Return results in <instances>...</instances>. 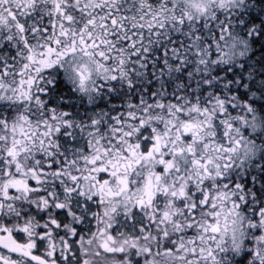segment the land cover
I'll return each mask as SVG.
<instances>
[{
  "label": "snow or ice",
  "instance_id": "1",
  "mask_svg": "<svg viewBox=\"0 0 264 264\" xmlns=\"http://www.w3.org/2000/svg\"><path fill=\"white\" fill-rule=\"evenodd\" d=\"M0 264H264V0H0Z\"/></svg>",
  "mask_w": 264,
  "mask_h": 264
}]
</instances>
